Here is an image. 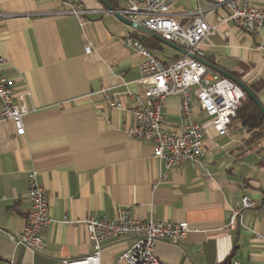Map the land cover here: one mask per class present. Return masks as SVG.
<instances>
[{
	"label": "crops",
	"instance_id": "crops-1",
	"mask_svg": "<svg viewBox=\"0 0 264 264\" xmlns=\"http://www.w3.org/2000/svg\"><path fill=\"white\" fill-rule=\"evenodd\" d=\"M248 1L264 8V0ZM82 2L87 12L77 17L57 14L62 5L56 0H0V12L11 14L0 17V51L7 58L2 73L16 97L25 94L30 109L24 135L17 134L13 122H0V264H64L65 259L83 258L91 251L86 218H110L118 207H130L138 219L188 221L192 230L185 239L156 244V255L165 263L264 264V136L252 139L254 131L237 115L225 135L208 129L205 169L193 162L166 168L154 156L152 143L124 132L135 122L133 113L113 111L102 93H123L128 108L133 100L126 93H143L138 82L142 58L120 37L147 40L151 34L118 17L124 3L108 1L112 10L104 0ZM197 6V0H175L172 12ZM221 14L222 9L209 12L207 19L217 23ZM263 41L264 34L226 22L203 47L204 60L211 65L249 87L261 81L263 87L255 94L264 104ZM164 43L161 39L160 49L148 47L157 55ZM168 45L176 52L159 58L181 56L179 46ZM209 71L223 75L212 67ZM192 108L198 122L208 120L195 91ZM163 112L165 127L179 132L184 122L180 97H167ZM32 170L48 191L52 218L36 251L10 239L26 225ZM246 195L257 206L243 209L236 227H226L230 207ZM64 217L77 222H62ZM132 244L131 237L107 240L101 264H121V255Z\"/></svg>",
	"mask_w": 264,
	"mask_h": 264
},
{
	"label": "built area",
	"instance_id": "built-area-1",
	"mask_svg": "<svg viewBox=\"0 0 264 264\" xmlns=\"http://www.w3.org/2000/svg\"><path fill=\"white\" fill-rule=\"evenodd\" d=\"M62 7L59 15L71 14L81 17L87 12L82 0H56ZM112 3H124L117 10L135 24L140 25L161 37L185 49L180 57L172 61L159 58L134 35L120 37V41L134 48L141 56L140 77L138 82L144 86L143 93H126L133 105L128 108L123 93L109 95L105 89L102 93L109 98L113 111L129 110L135 122L124 132L135 139L152 143L154 156L165 163L166 168H182L185 163L193 162L205 169V137L208 129L213 128L218 135L228 133L232 119L236 117L245 91L230 78L211 74L204 59L206 52L204 40L217 32L221 23L232 22L241 31L254 35L264 34V8L254 6L246 0H197L198 6L193 11L174 13L175 0H108ZM223 10L217 23L207 19L209 12ZM10 13L0 12V17ZM85 21L81 19V24ZM264 58V41L260 45ZM87 53L92 51L88 44ZM7 58L0 51V122L11 121L18 135L26 132L24 118L30 112L26 105L25 94L15 96L9 79L2 73ZM200 108L207 114L208 120L198 122L193 114V93ZM180 97V114L184 119L179 132L165 127L163 112L167 97ZM104 114V111H102ZM30 210L23 230L10 234L16 244L25 245L36 251L42 248L43 231L50 226V200L47 189L40 183L38 173H28ZM257 202L249 196H243L240 203L230 207V217L226 227L234 228L238 224L242 210L256 207ZM62 222L75 224L77 221L64 217ZM91 251L80 259H65L64 264H101L100 254L103 243L109 239L131 237L133 244L121 255V264H168L163 262L155 252L158 242L178 243L185 239L192 230L188 221L165 222L150 217L138 219L133 217L130 207H118L113 216H89L84 221ZM257 236L259 234L254 232ZM13 264V263H12ZM231 264H246L235 260Z\"/></svg>",
	"mask_w": 264,
	"mask_h": 264
},
{
	"label": "trees",
	"instance_id": "trees-1",
	"mask_svg": "<svg viewBox=\"0 0 264 264\" xmlns=\"http://www.w3.org/2000/svg\"><path fill=\"white\" fill-rule=\"evenodd\" d=\"M141 39V38H140ZM141 41L149 47H158L161 48L160 42L161 39L157 36L150 35L149 39H141ZM180 57V56H178ZM176 57L175 59H177ZM263 87V83L261 81H257L255 83H252L250 85V89L257 93L259 92ZM238 117L242 120V123L247 126L250 131L253 132L252 139H260L264 136V115L262 111L260 110L259 106L255 102V100L245 93L244 98L242 99L241 105L239 106ZM236 115V116H237Z\"/></svg>",
	"mask_w": 264,
	"mask_h": 264
},
{
	"label": "water",
	"instance_id": "water-1",
	"mask_svg": "<svg viewBox=\"0 0 264 264\" xmlns=\"http://www.w3.org/2000/svg\"><path fill=\"white\" fill-rule=\"evenodd\" d=\"M104 2L107 4V6H108L110 9H112V10H116L115 7L112 6L108 1L104 0ZM118 17H119L121 20H123L125 23H127V24H129V25H131V26H133V27H136V28L142 29V30H144L145 32L147 31V32L150 33V34L159 37V36H158L157 34H155L154 32H152V31H150V30H148V29H146V28H144V27H142V26H140V25L135 24L133 21L129 20L128 18H126L125 16H123V15L120 14V13H118ZM159 38H161V37H159ZM161 39H162V38H161ZM162 40H163V39H162ZM164 41H165V40H164ZM165 42H167L168 44H171V45H172L171 42H168V41H165ZM177 48H178L182 53L185 52V49H183L182 47H177ZM204 62H205V64H206L207 66L216 69L217 71H219V72H220L221 74H223L224 76H226V77L230 78L231 80H233L234 82H236V83H237V84H238V85H239V86L245 91L246 94H248L249 96H251V97L255 100V102L257 103V105L259 106L260 110L262 111V113H263V115H264V104H263L262 101L258 98V96H257V95H256L251 89H250V87H249L247 84H245L243 81H241L240 79H238V78L235 77L234 75H232V74H230V73H228V72H226V71H223V70H221V69H219V68H217V67L211 65V64L208 63L207 61L204 60Z\"/></svg>",
	"mask_w": 264,
	"mask_h": 264
},
{
	"label": "rangeland",
	"instance_id": "rangeland-1",
	"mask_svg": "<svg viewBox=\"0 0 264 264\" xmlns=\"http://www.w3.org/2000/svg\"><path fill=\"white\" fill-rule=\"evenodd\" d=\"M175 52H176V50L172 46L164 43L163 49L158 50L156 53L158 56L165 58L167 56V54H170V53L174 54Z\"/></svg>",
	"mask_w": 264,
	"mask_h": 264
}]
</instances>
